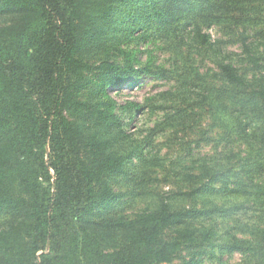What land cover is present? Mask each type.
Instances as JSON below:
<instances>
[{
  "label": "trees",
  "instance_id": "obj_1",
  "mask_svg": "<svg viewBox=\"0 0 264 264\" xmlns=\"http://www.w3.org/2000/svg\"><path fill=\"white\" fill-rule=\"evenodd\" d=\"M138 1L0 0V218H10L0 230V264H174L184 248L213 240L215 233L197 236L187 226L201 210L163 202L158 211L113 227L124 242L104 249L112 235L92 217L120 200L108 177L124 173L128 157L122 150L128 136L108 92L129 79L163 73L136 68L128 51L117 50L124 65L109 57L92 63L90 53L111 50V41L134 29L161 32L179 48L178 30L191 28L202 48L212 50L216 43L201 24L231 19L244 32V16L260 12L264 0H148V6L118 10ZM240 36L247 59L257 66ZM218 66L224 83L211 86L201 104L244 140L257 117L264 121V89L248 93L233 64ZM123 108L138 112L140 105ZM246 111L251 118L244 125ZM245 246L234 238L230 248Z\"/></svg>",
  "mask_w": 264,
  "mask_h": 264
},
{
  "label": "rangeland",
  "instance_id": "obj_2",
  "mask_svg": "<svg viewBox=\"0 0 264 264\" xmlns=\"http://www.w3.org/2000/svg\"><path fill=\"white\" fill-rule=\"evenodd\" d=\"M149 4L139 0L118 10ZM209 23L201 26L216 43L213 49L220 50L216 53L204 50L191 28L178 30L179 39L183 37L179 48L176 39L161 32L134 29L111 41V50L90 53L92 63L109 57L124 65L125 56L117 50L128 51L138 61L136 68L150 66L163 73L129 79L108 92L128 136L122 147L128 157L126 171L108 177L120 200L92 217V224L112 235L103 241L106 251L124 242L115 237L113 227L139 214L156 212L166 202L174 209L202 211L187 225L197 236L205 231L215 233L201 248H184L174 264L192 260L195 264H264V121L257 117L243 140L228 133L227 119L225 123L217 120L212 110L201 104L211 86L224 83L217 78L220 62L231 63L244 74L249 85L246 92L264 89V8L244 16V32L235 28L231 19L223 24ZM227 25L232 27L230 31ZM242 33L257 66L247 59ZM196 72L200 78L194 81ZM132 103L140 105L138 112L123 108ZM250 118L246 111L244 125ZM197 189L203 192L195 194ZM9 221L0 218V230L8 227ZM234 238L246 243L243 251L230 248Z\"/></svg>",
  "mask_w": 264,
  "mask_h": 264
}]
</instances>
